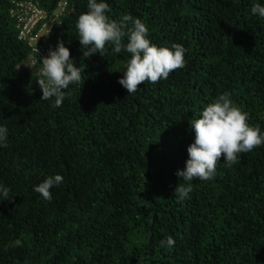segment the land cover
Listing matches in <instances>:
<instances>
[{"label":"trees","instance_id":"trees-1","mask_svg":"<svg viewBox=\"0 0 264 264\" xmlns=\"http://www.w3.org/2000/svg\"><path fill=\"white\" fill-rule=\"evenodd\" d=\"M0 0V264H264V145L214 179H194L179 201L190 121L228 92L264 131V19L256 0H106L110 19L127 14L158 46L181 44L185 65L129 95L119 84L130 54L83 57L76 23L87 0H68L53 33L85 71L60 107L41 100L38 66ZM53 12L60 0H35ZM264 3V0H260ZM63 182L45 200L33 189ZM169 235L176 244L161 247Z\"/></svg>","mask_w":264,"mask_h":264},{"label":"clouds","instance_id":"clouds-1","mask_svg":"<svg viewBox=\"0 0 264 264\" xmlns=\"http://www.w3.org/2000/svg\"><path fill=\"white\" fill-rule=\"evenodd\" d=\"M87 12L81 14L76 23L78 40L84 49L83 57L90 58L99 53L103 56L106 45L113 53L122 51L130 54L118 81L129 95L135 93L145 81L158 82L168 79L171 72L185 65L186 49L181 44L158 46L149 39V28L140 19L123 15L119 20L110 19L107 13L110 6L106 0H87ZM251 14L264 19V3L256 0L251 6ZM42 61V62H41ZM40 79L37 81L42 90L41 100L54 98V107H60L66 96L71 95L70 85L78 84L84 69L77 66L71 58L69 47L59 41L47 57L40 60ZM231 94L224 92L207 104L199 118L191 120L195 132L194 142L187 148L188 159L183 170L176 172L180 183L174 196L183 201L190 199L193 180L210 181L217 171V162L229 166L239 162L241 153H248L264 145V131L259 125L249 122V114L234 104ZM9 141V129L0 125V148ZM63 176H48L34 191L45 200L52 199L51 189L63 182ZM10 189L0 183V199L9 200ZM176 240L169 235L160 242L161 247L173 248Z\"/></svg>","mask_w":264,"mask_h":264},{"label":"built area","instance_id":"built-area-1","mask_svg":"<svg viewBox=\"0 0 264 264\" xmlns=\"http://www.w3.org/2000/svg\"><path fill=\"white\" fill-rule=\"evenodd\" d=\"M68 9V0H60L53 12L44 10L35 0L13 3L10 17L15 21L19 41L30 48L31 66L40 69L41 57H47L49 51L54 49L52 37L55 27L61 24Z\"/></svg>","mask_w":264,"mask_h":264}]
</instances>
